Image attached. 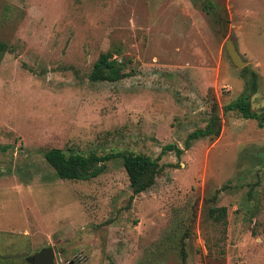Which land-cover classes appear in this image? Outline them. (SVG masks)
I'll use <instances>...</instances> for the list:
<instances>
[{"label": "rangeland", "instance_id": "1", "mask_svg": "<svg viewBox=\"0 0 264 264\" xmlns=\"http://www.w3.org/2000/svg\"><path fill=\"white\" fill-rule=\"evenodd\" d=\"M101 55L124 77L89 81ZM241 96L261 121L222 112ZM212 104L218 136L165 152L131 199L120 157L86 180L42 158L154 159ZM45 247L59 264H264V0H0V264Z\"/></svg>", "mask_w": 264, "mask_h": 264}, {"label": "trees", "instance_id": "2", "mask_svg": "<svg viewBox=\"0 0 264 264\" xmlns=\"http://www.w3.org/2000/svg\"><path fill=\"white\" fill-rule=\"evenodd\" d=\"M203 9L206 10L204 7ZM107 57V55H101L93 64L92 70L88 75L89 81L114 82L124 77L125 74L120 73V70L115 67L113 61L106 62L102 65V62L105 61ZM251 82V89H253L254 82ZM228 111H236L244 119L262 120V117L250 111L249 103L243 96L235 102L222 107L223 113ZM219 131L220 118L216 106L212 104L207 123L202 129L194 130L186 135L183 141V149H179L173 144L164 145L160 148L159 154L154 159L129 152L106 154L103 156H95L93 154L82 156L75 153L66 154L64 151L54 148L42 153V158L48 166L52 168L57 178L61 180H86L102 172L106 161L113 157H120L122 168L126 174L128 187L131 192V199L133 196L146 191L154 184L155 176L161 168V165L158 164L161 155L165 152H172L174 157L179 159L182 151L189 148L190 142L206 137L208 139L215 138L218 136ZM206 216L216 223L224 221L225 208H208ZM181 257L183 261V252H181Z\"/></svg>", "mask_w": 264, "mask_h": 264}, {"label": "water", "instance_id": "3", "mask_svg": "<svg viewBox=\"0 0 264 264\" xmlns=\"http://www.w3.org/2000/svg\"><path fill=\"white\" fill-rule=\"evenodd\" d=\"M223 48L229 62L234 68L241 69L246 65L237 53L235 46L230 39L224 40ZM104 64L105 62L103 61L102 65ZM24 262L26 264H59L60 260L54 248L45 247L37 250L29 256H26L24 258ZM72 262L73 261H69L67 264H72Z\"/></svg>", "mask_w": 264, "mask_h": 264}, {"label": "flooded vegetation", "instance_id": "4", "mask_svg": "<svg viewBox=\"0 0 264 264\" xmlns=\"http://www.w3.org/2000/svg\"><path fill=\"white\" fill-rule=\"evenodd\" d=\"M72 264H73V262H72Z\"/></svg>", "mask_w": 264, "mask_h": 264}]
</instances>
